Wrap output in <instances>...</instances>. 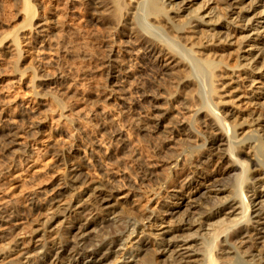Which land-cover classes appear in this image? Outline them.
I'll use <instances>...</instances> for the list:
<instances>
[{
    "label": "rangeland",
    "instance_id": "obj_1",
    "mask_svg": "<svg viewBox=\"0 0 264 264\" xmlns=\"http://www.w3.org/2000/svg\"><path fill=\"white\" fill-rule=\"evenodd\" d=\"M22 1L0 0V216L13 212L11 224L0 222V232L11 231L10 234L18 236L34 227L42 213L53 205L49 201L57 192L64 194L56 199V207L65 206L70 195L75 193L71 204L82 199L83 205L92 208L99 203L97 198L102 193L100 196L112 198L115 213L108 216L96 214L100 224L96 231L86 230L83 238L89 239L88 242L94 240L98 231L113 232L115 219L122 220L118 223L121 224L128 217L146 218L155 212L154 215L158 216L155 227L146 228L151 236H139V239H146L144 245L153 249L164 242H176L178 247L173 258H181L178 264H199L201 247L185 246L195 238L184 241L175 239L178 234L174 237L169 232L163 234L160 231L167 225H176L175 221L182 215L188 200L173 202L177 203L170 208L177 212L172 219L169 214L159 213L161 205L168 204V195L180 190L186 173L191 171L190 163L196 164L205 152H194L188 163L189 158L181 149L182 140L187 136L175 132L164 134L168 128L163 129L166 124L163 116L170 106H174L171 113L176 131L187 134L190 116L196 107H191L192 104L187 108L179 107L178 101L182 103L183 98L178 95V88L171 87V93L164 90L161 69L159 75L154 69L158 68V53H149L144 41L138 42L128 34L124 25L122 27V18L130 8L128 2L115 11L114 2L109 0H30L35 16L26 18ZM87 1L94 3L88 7ZM191 1L196 0H186L185 3ZM105 2L112 4L109 6ZM106 7H109L108 11ZM91 10L92 14H98H90ZM114 11L118 12L117 15ZM14 39H17L16 43ZM260 40L258 46L264 49V33ZM232 49L236 54V48ZM254 50V47H247L238 54L245 58ZM237 71L232 72L230 84L222 88L223 99L215 101L219 102L217 108L232 125L241 124L235 127L237 136L243 132L245 137L254 132L258 138H263L264 113L261 114L260 105L264 102V67L255 73L257 79L254 82L247 81L244 75L239 77ZM202 112L196 116L203 118ZM198 129L207 136L213 135L206 129ZM190 138L187 143L193 148L201 143L197 138ZM175 158L179 167H185V170H173L171 164ZM220 165L221 162L215 160L212 166L200 168L212 176ZM75 172L81 173L83 179L72 192L65 187ZM202 188L198 186L191 193L189 189L183 190L189 195ZM221 189L223 185L217 184L205 192L212 197ZM263 189L257 190L262 193L257 200L248 191V198L252 200L250 221L234 228L238 235L232 241L234 246L256 249L263 245ZM218 194L220 198L224 196ZM204 199L202 196L201 200L188 204L187 210L193 212L195 220L203 221L207 215L199 216L195 211ZM31 202L36 204L31 205ZM36 205L41 206V210L37 211ZM79 206L66 215L67 219L58 218L62 225L54 224V229L59 225L58 229L66 226L79 211ZM150 223H153L152 219L143 221L145 225ZM197 229L196 224L193 228L183 227V236L200 233L201 229ZM120 230H124L123 226ZM68 245L72 247L75 243L71 240ZM33 246L36 248L37 245ZM58 250L61 251L57 248L48 251L44 260L54 261ZM122 252L113 260L115 263L110 264H121ZM215 252L220 257L232 254L223 243ZM157 257V264H171L158 253Z\"/></svg>",
    "mask_w": 264,
    "mask_h": 264
},
{
    "label": "bare ground",
    "instance_id": "obj_2",
    "mask_svg": "<svg viewBox=\"0 0 264 264\" xmlns=\"http://www.w3.org/2000/svg\"><path fill=\"white\" fill-rule=\"evenodd\" d=\"M109 1L114 2V6L112 3L110 4L114 9L116 8L115 11L119 7H123L125 1L128 2L130 10L127 9L129 12L126 11V17L124 15L122 18V27L124 25L128 34L134 36L138 42L139 40L144 41V44H147V48L150 49L149 53H158L159 56L156 54L158 68L154 69L157 71L161 69L164 90L167 89L169 93L171 87L178 88V95L183 98L184 102L178 101L181 104L179 107L187 108L188 105L190 107V104H192L191 107H196L194 114L190 116L189 133L180 134L181 130L176 131V124L172 121L174 116L171 111L174 106H170L162 119L166 122L163 129L168 128L164 134L172 135L175 132L179 136H187L182 140L184 143L181 149L189 158L188 163L192 161L194 152L200 150L206 152L196 164L190 163L191 171L189 174L186 173L180 190L170 193L168 204L161 205L160 215L169 214L172 219L177 211L171 209L170 206L176 205L178 201L188 200L183 207L182 215L180 214L178 220L175 221L176 225L173 226L174 223L171 225L173 227L167 225V228L160 231L163 234L169 232L174 237L175 234H178L175 239L181 238L184 241L195 238L193 242L189 245L186 243L185 246L195 248L199 245L201 247L199 264H264V243L256 249L237 247L232 243L234 239L238 238L234 228L243 224L247 225L250 221L249 212L252 200L248 198V191L255 195V200H257L262 194L259 191L257 193V190L264 188V137L258 138L254 132H249L245 137H243V132L237 136L235 127L241 124L234 122L235 124L232 125L224 117L225 114L217 108L218 103L223 99L222 88L230 84L232 72L238 70L239 77L244 75L247 81L254 82L257 79L255 73L264 67V49L262 46H258L264 33V0H196L194 3L193 1L185 3L186 0ZM22 2H24V4L21 3L23 4L22 11L26 12V18H33L35 14L30 0ZM87 2L89 3V1ZM88 3H86L88 7H91L94 1ZM189 3L193 4L189 6ZM107 4L110 6L109 3ZM106 8L103 9L106 10ZM89 11L87 12L89 13ZM115 13L117 15L118 12ZM116 21L118 22V20ZM113 30L115 31L116 28ZM118 37L120 36L118 35ZM13 42L16 43L17 39H14ZM233 47L236 48L237 52L234 50L236 54L232 52ZM247 47H254L255 50L242 58L238 52ZM260 75L263 76V72ZM217 100L218 103L215 102ZM190 101L191 103H189ZM260 106L262 114L264 113V102ZM200 111H203V118L196 116ZM257 119L259 118L257 117ZM199 127L213 135H205V132L198 129ZM189 136L201 140V143L193 148L187 143ZM240 136H242L241 139H239ZM241 147H245L250 152H246ZM215 160H219L221 165L212 176H209L200 166H212ZM191 164L193 165L191 166ZM171 166L174 167L173 170H185V167H179L177 158L172 161ZM81 176V173L77 172L71 174L69 182L65 181L67 184L65 188L74 192L75 186L82 183ZM217 184L223 185L222 191L208 197V193L205 191L216 187ZM198 186L203 188L195 194L187 195L183 190L189 189V193H191ZM86 193L88 194V192ZM218 193L224 196L220 198ZM63 194L64 192L55 193L54 198L52 197L49 201L50 205L51 202L53 205L48 204L50 207L42 213V217L34 224V227L28 228L18 236L10 234L11 231L0 232V264H110L118 258L121 250H123L120 257V259L123 258L121 264H157V253L160 257L166 258L167 262L171 261V264H178L181 261V258H173L178 243L164 242L160 246L149 249L144 245L146 239H139L140 235L143 236L142 238L151 236V233L147 234L146 228L155 227L156 220H158V216L154 215L155 212L149 213L146 218L131 216L132 218L124 219L123 224L121 223L123 231L120 230L122 226L119 227L121 224H118L122 220L115 219L113 232L98 231L94 240L88 242L89 239L83 237L89 228L91 231H96L100 224L96 216L99 214L108 216L115 213L116 208L112 204V198L107 195L100 196L102 193H99L97 198L99 203L95 208H92L83 205L82 199L71 204V200L75 196V193H72L65 206L56 207L54 204L57 203L56 199L62 197ZM157 195L155 196L157 197ZM202 196H205V199L201 203V207L195 211L199 216L207 213L203 221L197 218L195 220L193 212L189 213L187 210L189 202L201 200ZM174 201L177 202L173 203ZM33 203L31 202V205ZM77 206H79V209L77 208L79 211L76 212L75 217L72 216L66 226L63 225L61 229H58L62 225L58 218L67 219L66 215L73 213L72 210ZM35 208L37 211L39 208L41 210V206L36 205ZM226 212L230 214H225ZM12 213H2L0 222L6 225L11 224L9 222ZM146 219H152L153 223L143 224ZM57 223L60 225L54 229V226L58 225ZM194 224L198 225L197 230L201 229V232L198 234L197 232L187 233L184 237L182 228H193ZM71 240L75 245L69 247L68 242ZM219 241L232 251L231 255L220 257L216 254L215 251L221 244L218 243ZM33 245H37L36 248ZM127 245L130 247L128 248ZM56 248L61 251L58 250L59 253H56L54 261L51 262L47 258L44 260L46 253ZM124 256L127 258L125 259ZM41 260L43 262L39 263Z\"/></svg>",
    "mask_w": 264,
    "mask_h": 264
}]
</instances>
